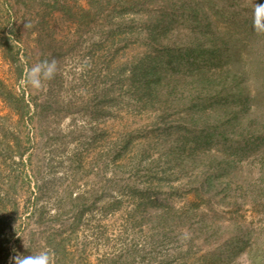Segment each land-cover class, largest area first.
Masks as SVG:
<instances>
[{"label": "trees", "instance_id": "obj_1", "mask_svg": "<svg viewBox=\"0 0 264 264\" xmlns=\"http://www.w3.org/2000/svg\"><path fill=\"white\" fill-rule=\"evenodd\" d=\"M15 2L9 5L5 0V11L0 7V47L18 83L22 78L26 81L28 69L39 61L78 53L83 34L91 36L94 31L98 34L93 44L95 57H105L106 74L101 76L110 78L108 89L116 91L119 99L126 95L124 102L135 101L154 114L155 120L143 134L130 131L114 142V158H124L121 166L130 172L147 171L153 180L142 189L144 196H138L141 200L135 201L133 214L140 216L155 205L150 197L159 194L154 185L159 187L160 181H169L183 169L197 170L199 176L192 183L200 185L205 196L214 198L233 190L229 207L236 206L239 198L261 208L263 225L258 229L234 219L222 231L223 223L215 213L205 218L196 201L189 205L191 211L183 215L191 221L202 220L193 230L218 236L231 227L222 248L215 251L214 264L232 262L245 245L257 251L250 255L251 264H264V33L252 27V10L264 0H86V5L79 0ZM21 9L27 13L32 9L38 20L52 19L50 27L32 30L34 45H26L24 50L13 38L22 36L21 24L13 22L6 32L14 14L23 17L18 12ZM129 43L141 47V55L120 58L119 48ZM120 83L126 84L125 89ZM97 90L83 106L96 119L103 112L98 103L105 99ZM0 99L16 115L18 127L15 132L6 130L8 115L0 116L3 205L25 182L30 165L24 160L23 129L41 121L53 105L48 99L40 104L31 94L27 98L25 89L16 92L1 78ZM168 110L177 112L179 118L162 120ZM159 206V224L180 218L173 203L163 200Z\"/></svg>", "mask_w": 264, "mask_h": 264}, {"label": "rangeland", "instance_id": "obj_2", "mask_svg": "<svg viewBox=\"0 0 264 264\" xmlns=\"http://www.w3.org/2000/svg\"><path fill=\"white\" fill-rule=\"evenodd\" d=\"M11 3L16 2L7 0V4ZM79 3L86 5V0ZM4 4L5 0H0L3 11L8 8ZM25 11H18L23 17L14 14L6 27L7 32L13 22L21 24L22 36L19 40L18 36L13 38L22 50L34 45L32 30L36 26L46 28L52 23L49 16L38 20L32 9ZM90 35L83 34L78 53L57 56L54 76L39 90L31 85L28 88L24 78L20 83L16 81L0 47V78L16 92L25 89L27 98L31 94L38 103L48 99L53 105L45 119L23 129L27 148L24 160L30 165L17 193L0 205V264H12L11 257L16 252H26L23 240L29 251L49 248L55 264H214L218 255L215 251L223 246L231 227L229 233L218 236L193 230L202 220L191 221L183 215L191 211L189 205L196 201L205 218L215 213L223 223L222 231L234 219L258 229L263 225L261 208L239 198L236 206L229 207L233 190L214 198L205 196L203 188L192 183L199 176L198 171L189 168L169 181H160V188L154 185L159 194L150 196L156 203H173L180 218L159 224L156 218L161 201L140 216L133 214L135 201L144 196L142 189L153 180L147 171L130 172L121 166L124 158H114V142L130 131L140 130L139 134H143L155 116L135 101L124 102L126 95L119 99L116 91L108 89L110 78L101 76L106 74L105 57L97 60L93 47L98 34L92 31ZM128 45L119 48L120 58L141 55V47ZM35 53L38 55L39 50ZM122 86L125 89L126 84ZM96 90L102 93L101 99L105 98L98 103L103 111L98 119L83 108ZM164 114L162 120L179 118L177 112L168 110ZM6 115L5 129L17 131L16 115L0 99V116ZM213 120L217 121L215 116ZM1 122L0 118V127ZM255 253L251 245H245L226 264H251L250 255Z\"/></svg>", "mask_w": 264, "mask_h": 264}, {"label": "clouds", "instance_id": "obj_3", "mask_svg": "<svg viewBox=\"0 0 264 264\" xmlns=\"http://www.w3.org/2000/svg\"><path fill=\"white\" fill-rule=\"evenodd\" d=\"M252 27L257 33H264V3H256L252 10ZM56 72L55 60H41L27 71L26 83L35 89H43L46 81ZM26 252H16L11 257L12 264H55L54 253L47 247L29 251V245L23 240Z\"/></svg>", "mask_w": 264, "mask_h": 264}]
</instances>
